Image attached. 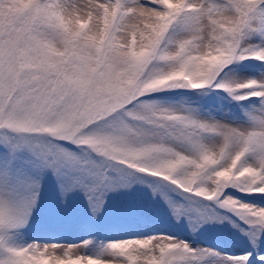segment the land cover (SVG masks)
Returning a JSON list of instances; mask_svg holds the SVG:
<instances>
[{
    "label": "snow or ice",
    "instance_id": "6c2138e0",
    "mask_svg": "<svg viewBox=\"0 0 264 264\" xmlns=\"http://www.w3.org/2000/svg\"><path fill=\"white\" fill-rule=\"evenodd\" d=\"M0 264H264V0H0Z\"/></svg>",
    "mask_w": 264,
    "mask_h": 264
},
{
    "label": "rangeland",
    "instance_id": "374dc122",
    "mask_svg": "<svg viewBox=\"0 0 264 264\" xmlns=\"http://www.w3.org/2000/svg\"><path fill=\"white\" fill-rule=\"evenodd\" d=\"M142 193V197L146 202L152 204V207L157 209V214L154 217H136L132 219L116 222V231L106 233L107 235L124 236L129 234H151L157 230L175 232L183 238H190L196 244L212 247L226 253L236 251L240 243L238 233L231 228L228 223L223 225L204 226L198 234H192L182 226L172 223L168 219V214L164 210L162 203L159 201H148L149 193L144 189H138ZM242 199L248 202L257 203L259 201L252 197L242 196ZM50 235L65 241H73L78 239L83 233L79 228L77 220H69L61 224L53 225L50 229Z\"/></svg>",
    "mask_w": 264,
    "mask_h": 264
}]
</instances>
